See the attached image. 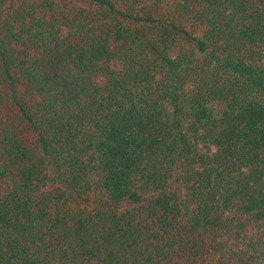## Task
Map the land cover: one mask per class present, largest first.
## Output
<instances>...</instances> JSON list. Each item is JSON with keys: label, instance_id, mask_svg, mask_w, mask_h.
Here are the masks:
<instances>
[{"label": "trees", "instance_id": "1", "mask_svg": "<svg viewBox=\"0 0 264 264\" xmlns=\"http://www.w3.org/2000/svg\"><path fill=\"white\" fill-rule=\"evenodd\" d=\"M0 264H264V0H0Z\"/></svg>", "mask_w": 264, "mask_h": 264}]
</instances>
